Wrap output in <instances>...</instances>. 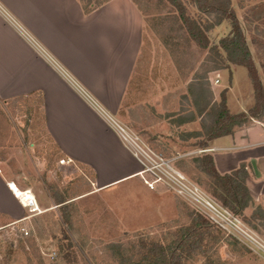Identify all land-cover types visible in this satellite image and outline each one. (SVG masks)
Here are the masks:
<instances>
[{
	"label": "crops",
	"instance_id": "obj_1",
	"mask_svg": "<svg viewBox=\"0 0 264 264\" xmlns=\"http://www.w3.org/2000/svg\"><path fill=\"white\" fill-rule=\"evenodd\" d=\"M142 27V15L131 0H111L89 15L82 13L77 0H0V215L7 221L14 219L9 200L17 204L8 186L32 189V193L36 189L33 181L29 182L33 168L30 163L25 167L9 104L35 96L40 99L48 142L61 159L90 172L96 188L90 194L100 197L103 213L104 194L106 197L112 191L118 209L123 214L132 212L122 227L124 236L137 233L151 222L163 221L148 209H154L163 191H150L141 184L139 164L105 116H117L125 100L142 48ZM239 69L243 68L231 66L228 73L218 72L219 88L225 92L231 115L246 114L254 101L252 81L247 75L251 87L244 92L246 87L241 85L248 82L244 70ZM237 72L247 83L237 78ZM222 74L228 79L224 85ZM207 75L215 78L213 72ZM211 93L213 102L219 103L221 92ZM178 116L187 115L176 114L150 126L149 131L184 145H197L186 148L187 155L210 156L220 175L244 165L250 196L264 208V120L251 119L235 128L232 135L211 140L201 149L198 143L202 138L184 141L179 136L200 132V119L195 116L194 122L178 126L172 122ZM34 195L45 213V206H41L44 199ZM148 197L153 200L146 206L143 200ZM146 210L153 213L151 220L140 219ZM101 223L104 228V220Z\"/></svg>",
	"mask_w": 264,
	"mask_h": 264
},
{
	"label": "rangeland",
	"instance_id": "obj_2",
	"mask_svg": "<svg viewBox=\"0 0 264 264\" xmlns=\"http://www.w3.org/2000/svg\"><path fill=\"white\" fill-rule=\"evenodd\" d=\"M134 1L144 14L142 48L125 100L117 116L112 119L137 136L154 154L170 162L174 170L186 179L187 185L184 184L192 186L191 190H197L204 199L225 209L206 191L211 180L200 172L197 163L192 160L199 156L187 155L186 148L197 145H184L165 134L149 131L150 126L167 120V116L183 112L184 115L189 114L192 105L187 86L193 78L205 77L207 80L204 83L210 92H223L219 84L209 82L207 74L213 72L215 78L212 80L219 82L218 72L228 73L231 67L219 47L222 39L232 35L231 20L223 18L217 24L219 16L212 12V5L224 0H203L202 3L181 0L186 15L205 31L208 39L205 50L190 41L186 31L173 23L172 17L176 11L166 0ZM228 7L238 21L258 78L264 79V0H229ZM239 70H244L247 79V70ZM244 75L237 72L240 81L248 82L247 86L241 85L242 88L246 87L244 92H248L252 84L249 78L245 82ZM227 81L226 75L222 74L221 84ZM254 105L255 99L249 108L252 109ZM9 111L15 133L20 138L18 146L23 150L25 167L30 163L29 166L33 168L29 176V182L33 181L36 188L33 195L44 199L41 206H45L43 209L46 211L42 215L24 219L23 224L30 233L24 240L16 242L13 232L4 229L0 238V264H118L119 260H115L111 251L107 250L109 244L121 242L124 249L139 245L135 233L122 234L124 222L131 218L129 214L132 212L123 214L118 209L116 193L112 191L106 197L104 194L103 213L100 197L96 195L93 198L94 195L90 194L96 189L91 183L90 172L82 170L77 164L59 165L61 158L43 131L39 97L12 101ZM179 136L181 138V134ZM140 182L143 184L141 179ZM155 190H162L163 197L158 198L154 209H148L162 217L163 221L151 222L138 231L144 239L151 235L154 241L168 247L172 234L189 225L187 215L199 214L213 226L216 240L207 245L205 256H195L192 260L183 261V264H264V224L249 222L250 215L258 206L256 203L252 202L242 217H236L248 236L231 234L211 223L206 207L194 201L189 192L182 197L176 190L163 184L157 185ZM152 200L146 198L144 205H151ZM9 201L8 207L14 214L12 221L25 218V212L15 202ZM90 201L99 204L93 206ZM152 214L146 210L144 214L141 213L143 218L140 219L151 220ZM100 220H104V228ZM12 221L0 215V227ZM134 253L133 261L138 262L142 251L136 248Z\"/></svg>",
	"mask_w": 264,
	"mask_h": 264
},
{
	"label": "trees",
	"instance_id": "obj_3",
	"mask_svg": "<svg viewBox=\"0 0 264 264\" xmlns=\"http://www.w3.org/2000/svg\"><path fill=\"white\" fill-rule=\"evenodd\" d=\"M109 1L111 0H77L84 15H89ZM166 1L176 11V14L172 17L173 23L177 24L179 29H184L188 34L189 40L194 42L199 48L203 50L207 49L208 39L205 31L200 28L199 24L186 15V8L182 1ZM191 1L203 2V0ZM131 2L140 12L142 18H144V14L137 3L134 0H131ZM228 5L229 0L216 2V4L212 5L214 8L212 12L219 16L217 24H220L223 18H229L232 25L231 37L222 39L219 47L226 55L229 67L237 66L247 70L252 81L255 105L246 114L231 115L226 106L225 92L221 93L220 102L215 103L212 100V93L206 87L207 84L204 83L207 79L205 77L193 78L187 88L194 113L191 112L186 117H175L176 120L172 122L179 126L184 123L194 122L196 120L195 116H197L200 119L201 131L182 133L181 139L185 141L191 138H202V141L198 143L201 149L206 148L207 142L211 140L232 135L235 128L247 125L251 119L264 120V90L250 57L238 21L229 10ZM206 30H209V28H206ZM215 70H219V68ZM172 117L174 115L167 116L166 119ZM192 160L194 163H197L200 172L211 180L206 186V191L218 200L230 214L235 215V217H242L244 210L252 205L253 202L246 187L248 173L244 165H241L230 174L220 175L216 172L210 156L204 155L193 158ZM187 216L190 218L189 225L182 227V229L172 234L173 237L168 247H164L161 243L154 241L151 235H148L144 239L137 232L135 235L139 240L137 241L139 245L136 247L131 246L129 249H124L122 243L117 242L109 244L107 250L111 251L115 260H119L118 264H183V261L192 260L195 256H205L207 253L205 249L207 245L216 240L213 226L199 214L190 213ZM250 221H258L264 224V209L261 206H257L254 209L250 215ZM136 248L142 251L139 255V261L142 262L138 261L139 263L133 261L135 256L134 250Z\"/></svg>",
	"mask_w": 264,
	"mask_h": 264
},
{
	"label": "built area",
	"instance_id": "obj_4",
	"mask_svg": "<svg viewBox=\"0 0 264 264\" xmlns=\"http://www.w3.org/2000/svg\"><path fill=\"white\" fill-rule=\"evenodd\" d=\"M209 82L212 85L218 84L217 79L214 81L209 79ZM105 116L109 125L116 131L120 141L125 145L139 164L140 170L138 172V177L147 189L154 191L157 185L163 184L164 186H169L173 190H176L177 194L182 197L188 195L187 184L184 182L186 184L185 185L183 182L176 179L174 174L178 171L174 170L170 162L164 159L161 155L154 154L151 150L145 147L137 136L130 134L125 128L119 126L111 117L107 115ZM71 164L73 165L70 160H59L60 166H71ZM8 187L11 188V186ZM12 195L19 207L25 212L26 217L22 220L9 222L7 225L0 227V238L3 236L2 232L4 229H6V232H13L12 235L17 242V240L26 239L30 234L26 226L23 224L24 219L42 215L44 211L40 208L31 190H19V195L16 193H12ZM194 201L200 204L195 198ZM208 206L210 208L206 207V209L211 215L209 214L207 218L211 223L218 225L219 228L223 230L229 231L231 234H246L242 230L239 220H237V218L230 214L227 210L216 206L210 201H208Z\"/></svg>",
	"mask_w": 264,
	"mask_h": 264
},
{
	"label": "bare ground",
	"instance_id": "obj_5",
	"mask_svg": "<svg viewBox=\"0 0 264 264\" xmlns=\"http://www.w3.org/2000/svg\"><path fill=\"white\" fill-rule=\"evenodd\" d=\"M174 176L176 177V179L178 180V181H181V182H186L187 183V181H186V179L184 178V176L181 174V173H179V172H177L176 174H174ZM10 186H11V191H12V193H16L17 195H19V190H18V188L14 185V184H10ZM191 189H193L192 188V186H187V191L197 200V201H199V203L202 205V206H205V207H209L208 206V201L206 200V199H204V197L202 196V194L201 193H199L197 190H191ZM210 208V207H209Z\"/></svg>",
	"mask_w": 264,
	"mask_h": 264
}]
</instances>
